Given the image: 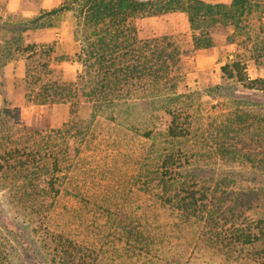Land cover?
Wrapping results in <instances>:
<instances>
[{"label":"rangeland","instance_id":"rangeland-1","mask_svg":"<svg viewBox=\"0 0 264 264\" xmlns=\"http://www.w3.org/2000/svg\"><path fill=\"white\" fill-rule=\"evenodd\" d=\"M57 1L65 0L50 3L54 6ZM41 3L0 0V38L7 36L9 24L36 16ZM245 22L242 32L228 39L217 37L214 47L205 51L192 50L190 35H174L187 52L180 62L178 86L194 93L187 109L193 136L179 147L194 157L174 170L173 179L160 175L161 157L169 151L163 131L136 100L104 106L97 112L81 100L75 114L77 130L51 141L57 155L53 172L50 169L46 174L43 163L22 169L4 165L0 170V264H62L59 252L67 242L76 245L84 264H259L244 253L239 258L222 254L206 240L201 223L184 218L166 202L182 183L208 186L225 179L237 189L256 192L262 205L248 216L264 217V171L199 157L193 138L199 139L200 133L230 113L264 111V95L259 91L221 78L220 67L235 56L243 60L251 79L264 77V64L249 59L248 51L250 40H264V5ZM30 34L38 47L52 49L49 58L41 61L49 64L53 76L74 81L80 66L70 60L56 63L64 56L72 59L81 46L84 33L72 14H63L56 29ZM12 66L0 95V108L1 97L17 107L7 108V117L13 119L8 125L17 120L36 127L47 140L45 131L59 129L68 121L69 106L15 102L14 91L21 81L14 78L17 65ZM7 136L0 132V150L21 146L17 131L9 137L15 143L4 141ZM47 176L55 178L53 189L58 195L53 199Z\"/></svg>","mask_w":264,"mask_h":264},{"label":"trees","instance_id":"trees-1","mask_svg":"<svg viewBox=\"0 0 264 264\" xmlns=\"http://www.w3.org/2000/svg\"><path fill=\"white\" fill-rule=\"evenodd\" d=\"M263 5L253 0H231L229 4L202 0H65L50 10H40L28 20L9 24L8 37L0 43V95L4 86L3 67L16 58H23L24 78L15 88V102L40 106L67 104L69 119L61 128L45 131L46 140L36 127L17 120L14 125H8L13 119L7 117V108L16 110L17 107L1 97L0 132L8 135L4 141L13 144L9 137L17 131L21 146L0 150V170L4 165L22 169L37 168L43 163L46 174L50 169L55 171L57 155L51 141L77 130L75 114L81 100L95 112L104 106L136 100L163 131L169 151L165 150L159 158L160 175L173 179L172 175H177L174 170L194 157L179 147L193 136L187 109L194 93L177 83L180 62L187 52L174 35L139 38L135 21L182 13L191 31L192 50L199 51L214 47L213 35L228 39L231 34L242 32L246 28L245 20ZM65 13L72 14L84 33L72 59L64 56L56 62L70 60L80 66L74 81L53 76L49 64L41 61L49 58L52 49L38 47L28 40L30 32L58 28ZM248 51L249 59L264 64L263 39L250 40ZM220 73L223 80L235 81L245 90L264 95V78L251 79L243 60L236 56L220 67ZM151 133L149 130L145 137ZM193 138L197 139L199 157L238 162L264 171V111L230 113L223 122L200 133L199 139ZM49 177L45 180L47 190L53 191V199L58 192L53 189L54 176ZM173 193L167 204L184 218L201 223L206 240L222 254L239 258L244 253L253 262L264 264V217L250 219L248 216L262 205L256 192L237 189L222 179L208 186L186 187L182 183ZM59 253L62 264H84L72 242L62 245Z\"/></svg>","mask_w":264,"mask_h":264},{"label":"crops","instance_id":"crops-1","mask_svg":"<svg viewBox=\"0 0 264 264\" xmlns=\"http://www.w3.org/2000/svg\"><path fill=\"white\" fill-rule=\"evenodd\" d=\"M202 1L207 2V3L229 4L231 0H202ZM58 5H59L58 1L55 3L54 6H52L50 3V0H42L41 10H50L51 6L53 8ZM135 26H136L137 35L139 38H153V37H158L162 35H177V34L190 35L191 34V31L189 29V24L187 22V18L182 13H169V14H165V15H161L157 17L137 19L135 21ZM30 33H35V32H30ZM54 36H59V35L54 33ZM7 37H8V34L5 37H1L0 43L2 39L7 38ZM217 37L225 38L222 35H213L214 42L216 41ZM28 40L30 42H35L33 38L31 37V34L30 35L28 34ZM62 41L63 39L61 38L60 43ZM199 51H205V50H199ZM71 53L72 51L69 54ZM14 63L17 65L16 68L18 70L14 78L19 79L20 81L24 78V60L23 59H20L18 61L12 60L3 67L4 82L7 77V74L9 73V69H11L10 67H13L12 65ZM62 63L64 64L66 62H62ZM259 78H264V77H259Z\"/></svg>","mask_w":264,"mask_h":264},{"label":"water","instance_id":"water-1","mask_svg":"<svg viewBox=\"0 0 264 264\" xmlns=\"http://www.w3.org/2000/svg\"><path fill=\"white\" fill-rule=\"evenodd\" d=\"M253 1H262L263 2L264 0H253Z\"/></svg>","mask_w":264,"mask_h":264}]
</instances>
